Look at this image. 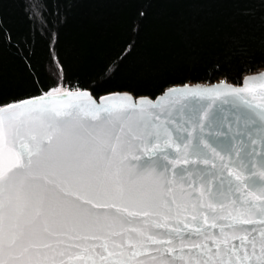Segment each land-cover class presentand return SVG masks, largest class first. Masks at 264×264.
<instances>
[{
  "label": "snow or ice",
  "instance_id": "obj_1",
  "mask_svg": "<svg viewBox=\"0 0 264 264\" xmlns=\"http://www.w3.org/2000/svg\"><path fill=\"white\" fill-rule=\"evenodd\" d=\"M257 84L264 89V73L242 88L167 92L232 96L243 111L226 148L206 138L212 103L191 132L161 119L159 102L127 94L97 103L86 90L57 87L0 105V264H264Z\"/></svg>",
  "mask_w": 264,
  "mask_h": 264
},
{
  "label": "trees",
  "instance_id": "obj_2",
  "mask_svg": "<svg viewBox=\"0 0 264 264\" xmlns=\"http://www.w3.org/2000/svg\"><path fill=\"white\" fill-rule=\"evenodd\" d=\"M262 68L264 0H0V105L57 87L156 97Z\"/></svg>",
  "mask_w": 264,
  "mask_h": 264
},
{
  "label": "water",
  "instance_id": "obj_3",
  "mask_svg": "<svg viewBox=\"0 0 264 264\" xmlns=\"http://www.w3.org/2000/svg\"><path fill=\"white\" fill-rule=\"evenodd\" d=\"M264 73V68L248 73L243 78L242 83H234L228 80H218L215 82H207V81H199V82H188L184 84H177L173 85L156 97H151L149 95H135L134 93L130 91H113L110 93L102 94L99 97H96L90 90L84 89L88 91L94 100H96L97 103H100L101 98L109 96V95H131L134 99V101H137L140 98L144 99H150L154 103L159 102L162 105V108L159 109H153V111L157 113H163L161 116V119H165L166 117L170 120H175L176 123L182 125L183 127H187L189 131L191 132V128L198 123L199 119V113L209 104L212 103L213 107L211 109V113L215 114L216 121L213 124L211 128H205L206 138L209 140L210 143H213L214 146H219L222 148H226L229 145L230 140L236 136L237 130L235 127V119L236 116L243 111V109L237 107L235 104L231 102L233 99L232 96L229 94H221L220 96H205V97H168L167 92L169 89L173 87H182L185 85L188 86H196V85H202V86H214L216 84H219L221 82H226L227 84L233 86V87H244V80L246 77L254 76ZM70 91H81V90H70ZM69 92V91H65ZM264 92V89H261L259 85H256V92L255 96L256 99L254 100V103H259V96L260 94ZM250 99L253 94H245ZM41 96V95H40ZM40 96L32 97V98H38ZM226 99L228 102H226ZM22 101V100H21ZM170 114V115H169ZM229 122L233 123V127L229 128L227 125ZM222 133V135H216V133ZM194 136H199V129H197L196 133H193ZM257 165H259L261 158L257 157ZM219 163V162H217ZM257 176H259L260 169L257 167ZM254 195H260L259 189H253Z\"/></svg>",
  "mask_w": 264,
  "mask_h": 264
},
{
  "label": "rangeland",
  "instance_id": "obj_4",
  "mask_svg": "<svg viewBox=\"0 0 264 264\" xmlns=\"http://www.w3.org/2000/svg\"><path fill=\"white\" fill-rule=\"evenodd\" d=\"M62 90V89H61Z\"/></svg>",
  "mask_w": 264,
  "mask_h": 264
}]
</instances>
